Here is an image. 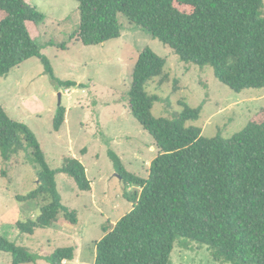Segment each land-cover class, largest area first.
<instances>
[{
	"label": "trees",
	"instance_id": "1",
	"mask_svg": "<svg viewBox=\"0 0 264 264\" xmlns=\"http://www.w3.org/2000/svg\"><path fill=\"white\" fill-rule=\"evenodd\" d=\"M32 0H0V78L24 61L37 57L60 87L78 85L60 80L36 38L45 15ZM80 24L73 33L86 45L122 36L119 15L168 45L183 61L213 67L215 76L231 89L264 88V0H77ZM167 61L150 48L136 60L129 91L131 114L153 137L159 150L143 178L126 170L120 156L109 151L132 203L96 242L93 264H173L178 241L207 245L217 261L264 264V108L229 138L207 137L203 128L188 124L200 118L202 107L184 108L171 118L156 117L157 94L147 88L166 74ZM67 109L54 117L60 131ZM31 149L40 166L39 184L28 198L42 202L36 219L20 222L22 233L54 226L59 216L75 224L76 210L62 202L57 175L67 173L82 190H91L87 169L75 157L51 168L36 134L10 117L0 104L2 174L10 176L11 160ZM131 186L139 189L131 191ZM25 196L24 198H26ZM0 252L13 264L46 259L65 264L75 257L73 246L40 255L0 235Z\"/></svg>",
	"mask_w": 264,
	"mask_h": 264
},
{
	"label": "rangeland",
	"instance_id": "2",
	"mask_svg": "<svg viewBox=\"0 0 264 264\" xmlns=\"http://www.w3.org/2000/svg\"><path fill=\"white\" fill-rule=\"evenodd\" d=\"M45 15L36 38L49 58L54 75L78 85L60 87L45 65L32 57L0 78V104L11 118L25 123L37 136L51 168L75 157L87 168L92 190H82L67 173L57 175L62 202L76 210L78 222L63 214L48 228L22 233L20 222L36 219L42 202L28 198L39 184L40 166L31 149L11 160L10 176L2 174L0 150V235L32 253L44 255L73 246L75 257L65 264H93L96 242L128 213L132 203L124 196V182L109 151L116 152L127 171L147 178L159 150L151 134L131 114L129 91L139 54L150 48L167 61L166 74L147 90L157 94L153 114L171 118L186 102L202 107L200 118L188 124L203 128V135L229 138L242 130L264 108V88L241 92L221 82L211 65L183 61L168 45L120 14L122 36L99 45H86L73 36L80 24L77 0H32ZM62 92V102L59 94ZM67 109L60 131L54 129L58 108ZM139 188L131 186L135 192ZM27 196L26 198H24ZM173 264H231L214 259L211 249L198 242L178 241ZM0 264H13L9 252H0ZM23 264H50L46 259Z\"/></svg>",
	"mask_w": 264,
	"mask_h": 264
},
{
	"label": "water",
	"instance_id": "3",
	"mask_svg": "<svg viewBox=\"0 0 264 264\" xmlns=\"http://www.w3.org/2000/svg\"><path fill=\"white\" fill-rule=\"evenodd\" d=\"M60 96V101L62 102V92L59 94Z\"/></svg>",
	"mask_w": 264,
	"mask_h": 264
},
{
	"label": "crops",
	"instance_id": "4",
	"mask_svg": "<svg viewBox=\"0 0 264 264\" xmlns=\"http://www.w3.org/2000/svg\"><path fill=\"white\" fill-rule=\"evenodd\" d=\"M86 169H87V168H86ZM93 189H94V188L92 187V190H93ZM117 221H118V220H117ZM117 221H116V222H117ZM116 222H115V223H116ZM115 223H114V224H115Z\"/></svg>",
	"mask_w": 264,
	"mask_h": 264
}]
</instances>
